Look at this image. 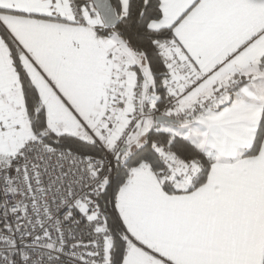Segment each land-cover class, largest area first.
Masks as SVG:
<instances>
[{"label": "snow or ice", "instance_id": "6c2138e0", "mask_svg": "<svg viewBox=\"0 0 264 264\" xmlns=\"http://www.w3.org/2000/svg\"><path fill=\"white\" fill-rule=\"evenodd\" d=\"M0 264H264V0H0Z\"/></svg>", "mask_w": 264, "mask_h": 264}]
</instances>
